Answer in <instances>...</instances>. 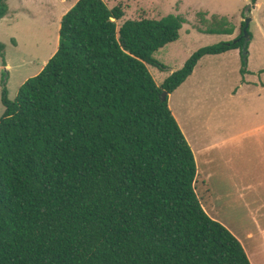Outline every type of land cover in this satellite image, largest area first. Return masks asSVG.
<instances>
[{
    "label": "trees",
    "instance_id": "trees-1",
    "mask_svg": "<svg viewBox=\"0 0 264 264\" xmlns=\"http://www.w3.org/2000/svg\"><path fill=\"white\" fill-rule=\"evenodd\" d=\"M125 14L79 0L43 70L14 100L4 89L0 264H252L205 210L193 150L169 106L204 56L243 48L246 22L158 85L148 65L165 70L153 54L179 39L183 18L119 25Z\"/></svg>",
    "mask_w": 264,
    "mask_h": 264
},
{
    "label": "rangeland",
    "instance_id": "rangeland-1",
    "mask_svg": "<svg viewBox=\"0 0 264 264\" xmlns=\"http://www.w3.org/2000/svg\"><path fill=\"white\" fill-rule=\"evenodd\" d=\"M109 7L122 5L125 20L167 15L183 18L178 40L153 54L165 70L148 65L158 85L199 49L236 39L247 9L252 22L247 73L243 74L242 47L218 55H206L194 73L169 97V106L190 146L200 152L201 179L198 194L207 206V157L203 149L210 136L209 124L238 118H264V0H105ZM259 3V4H258ZM54 19V21H53ZM59 15H22L7 22L0 20V119L5 106L3 92L16 99L20 87L38 75L59 48L61 21ZM234 30L229 34V30ZM218 128L215 127V130ZM198 149V150H197Z\"/></svg>",
    "mask_w": 264,
    "mask_h": 264
},
{
    "label": "crops",
    "instance_id": "crops-1",
    "mask_svg": "<svg viewBox=\"0 0 264 264\" xmlns=\"http://www.w3.org/2000/svg\"><path fill=\"white\" fill-rule=\"evenodd\" d=\"M78 1L9 0V14L3 19L11 22L27 14H58L60 22ZM210 127L203 149L208 154V202L203 206L242 243L252 264H264V118L230 119L213 122ZM192 150L198 190L200 152Z\"/></svg>",
    "mask_w": 264,
    "mask_h": 264
},
{
    "label": "water",
    "instance_id": "water-1",
    "mask_svg": "<svg viewBox=\"0 0 264 264\" xmlns=\"http://www.w3.org/2000/svg\"><path fill=\"white\" fill-rule=\"evenodd\" d=\"M250 8L251 6L247 9V18H246V26H245V29H244V35H245V43H244V46H243V52L245 53L246 50H247V46L249 44V41L251 39L250 35H249V27H250V23L252 22V18L249 16L250 14ZM168 98V93L165 91L163 93V100H167Z\"/></svg>",
    "mask_w": 264,
    "mask_h": 264
}]
</instances>
